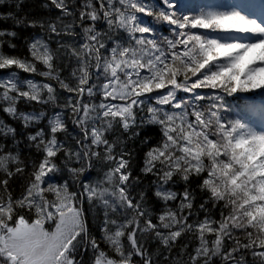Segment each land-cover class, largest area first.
<instances>
[{
    "label": "snow or ice",
    "instance_id": "obj_1",
    "mask_svg": "<svg viewBox=\"0 0 264 264\" xmlns=\"http://www.w3.org/2000/svg\"><path fill=\"white\" fill-rule=\"evenodd\" d=\"M49 2L60 15L30 21V26L38 24L57 36H74L81 27L83 42L67 46L77 66L63 78L55 63L59 50L39 38L28 44L30 58L8 54L4 45H16L4 38L17 33L0 30V70H6L0 75L2 111L26 128L39 122L45 112H18L17 104L54 102L56 88L50 81H55L70 94L64 107L80 134L73 137L74 146L59 140L57 134L66 133L67 126L64 113L57 112L48 118L47 132L28 135L42 156L33 162L19 196L12 195L9 180L23 174L26 165L0 145V264H84L89 250L91 264H154L142 242L146 233L169 251L183 235L194 234L198 244L189 252L185 243L187 259L178 264H247L245 252L264 264V92L257 102L258 90H264V18L218 7L178 14L173 0H84L77 25L69 0ZM66 17L73 22L64 23ZM101 20L107 30L97 27ZM157 24H166L169 34L157 35ZM19 72L48 82L22 79ZM205 89L211 94H201ZM178 91L191 99L179 98ZM97 95L100 102H91ZM226 96L242 102L235 115H225ZM146 98L155 103L147 104ZM144 124L158 125L161 132L141 169L157 177L156 197L174 201L178 194L163 186L175 176L186 183L196 178L208 194L200 208L206 210L209 201L213 207L222 204L219 220L206 216L189 222L193 196L186 188L179 207L168 208L153 222L141 203L145 194L139 200L132 195L139 177H133L131 153L118 151L119 138L108 136L117 129L139 136L134 129ZM16 134L0 120V136ZM94 160L109 165L103 178L82 179ZM65 170L71 183L52 180ZM85 198L90 207L98 202L104 209L99 239L90 230ZM118 212L120 218L110 215Z\"/></svg>",
    "mask_w": 264,
    "mask_h": 264
},
{
    "label": "trees",
    "instance_id": "obj_2",
    "mask_svg": "<svg viewBox=\"0 0 264 264\" xmlns=\"http://www.w3.org/2000/svg\"><path fill=\"white\" fill-rule=\"evenodd\" d=\"M181 0V4L177 0H173L174 10L178 14H194L199 12L201 8L215 7L217 3L216 0H199L198 4L195 5H187L183 4ZM148 2H154V0H148ZM84 0H69V4L72 7L73 11L77 13V19H75L74 23L79 24L78 20V12L81 9ZM221 2H218L219 4ZM48 4V7L45 5ZM11 14V15H9ZM60 15L58 9H55L50 5L49 0H0V30L2 31H15L17 35L13 38L5 37L4 39L10 40L11 43L16 45L15 49L8 48L7 44L4 45V51L11 55L28 57L30 58V54L28 51V44L31 43L34 39H43L45 40L51 49L59 50L58 51V59L55 61L57 65H59L62 69L61 76L63 78H67L69 76V72L72 68H75L76 61L69 54L70 49L67 46L69 45H79L83 42L82 39V28L76 27L75 32L76 35H60L57 36L55 34L47 32L45 29H42L37 26H30V21H43L47 22L49 20H55ZM142 18L143 15L141 14ZM149 20L151 18H148ZM20 23H17V21ZM73 22V18L66 17L64 18V23ZM59 23V21H58ZM85 23H91L90 21H85ZM97 27L102 30H107V25L104 21H98ZM157 35H168L169 33L166 31L168 26L166 24L160 25L157 24ZM64 45L65 48H61L60 46ZM111 46V42H109ZM39 68L43 70L42 65H38ZM18 71V70H17ZM6 74V70H0V75ZM19 75L22 79H34L37 82H48L45 81L43 77L36 76L33 74L19 72ZM95 79V78H93ZM56 88V97L57 99L54 102H49L47 104L36 103L34 101H26L20 100L17 104L18 112H24L26 114H38L41 111L46 113L45 118L41 119L39 122H33L29 127H25L23 121L21 119L12 117L7 113L2 111L3 105L0 102V120H3L5 124L15 128L17 130V134L15 137L9 135L7 137L0 136V145L4 146L6 151H11L13 154H19L20 160L23 162V165H26L25 171L23 174H15L9 180V187L13 196H19L23 188L28 183V179L30 177V173L32 171V164L35 161H38L42 153H40L35 145H33L28 140L29 134H34L36 131L40 129H44L46 132L48 130V118L47 116H53L57 112L64 113V119L67 126L66 133H58V139L63 141L66 145L74 146L73 137L78 136L79 129L72 123L71 113L68 109L64 107L66 104L67 98L70 95L63 89L59 88V85L55 81H50ZM26 87V86H25ZM201 94H211V90H199ZM237 95H246V94H237ZM250 95V94H247ZM155 96V93L152 94ZM177 96L182 99H191L190 94L183 93L182 91L177 92ZM44 98L47 99V93H44ZM85 102H89V98L85 96ZM101 97L97 95L91 99L93 103H99ZM226 106L228 103L235 106V109H229L225 112V115H235L239 111V107L242 105V102L234 100L232 97H225ZM147 104H154V99H147ZM205 103H207L205 101ZM229 110L231 114L229 113ZM147 116V112H140L138 114V122L141 118ZM139 132V136H131L130 133H123L122 130L117 129L113 133H109L110 140H117L119 138V142L117 145V150L123 149L127 152L131 153V169L133 173V177H139V180L134 184L132 189V195L136 197L137 200L140 199L139 194L143 192L145 194L144 199L141 201L143 208L146 210L148 215L152 218L153 222H158V216L166 211L168 208H172L176 210L179 207V204L182 199V194L187 188L193 196V207L190 210L191 215L188 217L189 222H197L202 221L206 216L219 220L221 215V205H217L215 207L212 206V203L209 201L208 204L205 205L206 210H202L200 205L208 199V194L204 191H201L198 187V180L193 178L190 182H185L180 179L179 176H175L173 181H170L167 185L163 187L167 190L176 192L178 197L174 201L165 202L162 199L156 197L155 192L159 186V182L157 181V177L152 174H144L141 172V169L144 166V157L145 153L149 150L150 147L155 146L161 140V132L158 125L154 124H144L140 127L134 129ZM147 140V143L143 141ZM63 158L61 154V159ZM72 166L79 167L80 165L73 162ZM15 164L10 165L11 170L15 171ZM109 165L103 160H94L93 167L85 173L82 179L87 178L90 182H95L97 179H102L103 174L107 171ZM0 177H3V173H0ZM68 179L71 183V179L67 171L65 170L63 173L57 174L52 177L54 182H62V179ZM85 215L89 220L90 230L93 235L100 238V230L99 227L104 218V209L96 203V206L90 207L87 199L84 200ZM188 209L184 210V214H188ZM226 211V210H225ZM113 218H120L122 213H110ZM47 226V225H46ZM142 242L144 243L149 255L152 256L154 264H178L181 258L184 260L187 259L185 252L183 250V245L185 243L188 244L187 251H191L198 244V240L196 239L194 234L188 233L183 235L178 239L175 246L171 249V251L167 250L161 242L154 237L152 233L144 234L142 238ZM106 247V245H103ZM91 256L92 253L89 250L86 255L83 256L84 264H91ZM245 260L247 264H259L258 258H254L250 252L244 253ZM79 258V257H78ZM134 261L138 262L139 258L134 257ZM217 264L219 262L217 261Z\"/></svg>",
    "mask_w": 264,
    "mask_h": 264
},
{
    "label": "rangeland",
    "instance_id": "obj_3",
    "mask_svg": "<svg viewBox=\"0 0 264 264\" xmlns=\"http://www.w3.org/2000/svg\"><path fill=\"white\" fill-rule=\"evenodd\" d=\"M191 1H192V4L196 3L194 0H191ZM223 2H226V1H223ZM236 6L233 3H229L228 5L221 6L220 8L221 9L236 8L237 10L241 11L242 13L247 14L243 10L239 9ZM215 7L219 8V5H215ZM245 9H247V8H245ZM247 15L252 17V18H257V19L264 18V0H253L252 1V9L250 10L248 8V14ZM260 92H264V90H258V93H260ZM49 117H51V116H47V118H49ZM257 122H259V119Z\"/></svg>",
    "mask_w": 264,
    "mask_h": 264
}]
</instances>
